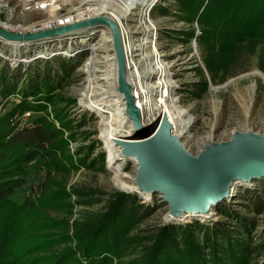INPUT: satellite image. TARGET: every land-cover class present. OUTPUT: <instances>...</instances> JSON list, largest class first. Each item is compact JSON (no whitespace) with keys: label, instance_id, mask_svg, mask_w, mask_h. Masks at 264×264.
<instances>
[{"label":"rangeland","instance_id":"1","mask_svg":"<svg viewBox=\"0 0 264 264\" xmlns=\"http://www.w3.org/2000/svg\"><path fill=\"white\" fill-rule=\"evenodd\" d=\"M0 3V19L3 22L8 20L9 26L14 28L9 33L37 34L90 21L81 28L38 40L19 41L5 38L4 42L0 41V90L3 88L1 79L4 74L7 79L17 78L19 83L18 93L9 97L0 94V114L10 111L19 102V89L27 87L31 73L40 77L47 75L57 85L55 93H58L53 104L49 106V111L53 114L62 109L67 116L66 120L73 121L71 131L65 134L66 137L72 133L75 135L70 141L69 152L77 164L79 159L90 156L87 157L86 163L91 166L79 164L77 168L54 176L71 194L69 202L72 207L71 213L67 210L53 211V217H66L73 224L77 219L104 211L112 195L118 191L125 192L135 195L145 206L143 210L151 209L135 232L143 230L150 234L163 224H187L194 219L200 220L201 223L213 224L222 219L234 227L238 225L241 234H245L251 247L250 264H264V177L235 185L236 192H233L232 184V195L211 206L208 213L214 212V215L205 213V217L182 219L185 212L176 216L169 213L170 207L162 192L155 191L149 196H144L140 192L121 188L138 186L139 165L135 162L124 163L122 177L109 167L102 131L109 118L111 119L113 107L109 109L108 106L114 104L118 98L113 96L112 91H108L111 90L110 86L114 80L115 62L118 65V87L114 92L125 98L126 96L120 90L119 61L113 30L106 21L98 17H109L116 22L117 15H124L129 10L125 0H85L84 3L82 0H0ZM49 3H55L57 8L53 10ZM145 3H148L147 6L136 4L131 8L132 11L128 13L126 20L120 24L116 23L121 46L123 47L122 38H129L130 42L128 44V41H125L126 49L129 47L127 58L124 47L123 54L125 76L131 85L133 96L135 95V102L136 98L141 100L143 95H138L137 85L130 82L133 75L147 76L142 82L148 89L158 87L163 82L169 83L166 78L176 80L179 86L176 87L171 102L180 106L191 120L189 133L181 143L195 156L200 155L206 145L230 141L238 131L264 134V78L261 75H264V44H259L253 53L245 47L240 48L236 62L227 70L228 74L219 72L214 75L206 67V51L199 42L202 34L200 25L197 21L190 22L183 18L186 13L181 3L176 0H145ZM102 5L110 9V16L100 14L98 19H90L87 16L89 10ZM143 10L144 14L141 15ZM68 16L75 20L67 25L54 24L60 23L61 19ZM45 23H48V26H43ZM51 23L54 26H49ZM120 25L128 26V30L135 33L125 36ZM29 28L32 30H27ZM41 28L43 30H40ZM94 28L100 30L98 34L91 33ZM75 31L78 32L74 34ZM103 31L110 34L106 36ZM193 31L195 36L189 37V33ZM20 43L22 45L18 46ZM98 46L100 49L96 52ZM92 56L95 57L91 60ZM157 65L163 69L162 72L156 69ZM17 82L12 81L10 84ZM87 86L91 87V96L87 101H82ZM102 97L108 98L100 100ZM72 99H75L74 103ZM156 99L151 97L152 101ZM139 105L136 104L140 108ZM101 111L106 113L102 114ZM145 111L149 114L147 109H140L143 125L150 124L159 117V113L154 112L152 118L155 119L151 121L148 114L144 116ZM35 116L38 115L28 111L18 115L17 121L21 127L28 126ZM144 117L148 120L145 121ZM128 119H131L129 114ZM134 133L136 136L135 124ZM89 146L93 149H89ZM102 153L104 160L101 162L99 156ZM43 164L44 160L41 158L30 163L28 182L17 190V199L22 201L40 194L41 186L47 181ZM220 211L224 215L220 214ZM243 224H246L247 228L243 227Z\"/></svg>","mask_w":264,"mask_h":264},{"label":"trees","instance_id":"2","mask_svg":"<svg viewBox=\"0 0 264 264\" xmlns=\"http://www.w3.org/2000/svg\"><path fill=\"white\" fill-rule=\"evenodd\" d=\"M176 1L186 13L183 18L200 25L199 42L214 75L228 74L240 48L253 53L264 44V0ZM8 79L2 75L4 97L18 93L19 83L11 85ZM29 79L27 87L19 89V102L0 114V264H250L245 234L222 219L213 224L198 219L163 224L150 234L135 232L151 209L143 210L136 196L125 192L112 195L104 211L73 224L66 217H53V211L71 213L72 207L71 194L54 176L79 164L91 166L86 163L90 156L77 164L68 150L75 135L65 134L73 121L66 120L62 109L49 111L58 96L52 78L31 73ZM28 111L38 116L21 127L17 117ZM38 158L44 160L47 181L38 196L20 201L16 192L27 184L29 165Z\"/></svg>","mask_w":264,"mask_h":264},{"label":"water","instance_id":"3","mask_svg":"<svg viewBox=\"0 0 264 264\" xmlns=\"http://www.w3.org/2000/svg\"><path fill=\"white\" fill-rule=\"evenodd\" d=\"M98 18L106 21L114 33L120 90L127 98L128 113L137 129L136 136L152 133L143 142L124 144L127 155L134 156L139 162V188L145 192H162L170 207L169 213L173 216L182 215L185 211L205 214L210 212L211 204L232 195L231 185L234 179L248 182L264 177V134L238 131L230 141L206 145L203 152L195 156L186 150L178 136L172 134V126L166 119L161 121L159 117L154 122L143 125L133 90L125 76L126 66L118 26L114 20ZM89 23L90 21H85L69 27L25 35L9 33L0 28V36L9 40H38L78 29Z\"/></svg>","mask_w":264,"mask_h":264},{"label":"bare ground","instance_id":"4","mask_svg":"<svg viewBox=\"0 0 264 264\" xmlns=\"http://www.w3.org/2000/svg\"><path fill=\"white\" fill-rule=\"evenodd\" d=\"M84 1L85 0H82L83 3H84ZM149 1H153V0H149ZM125 3H128L127 5L129 6L128 9L130 11L127 10L128 12L124 15H122V14L117 15L118 19H115L116 23L118 22L120 24L124 20H126V16L128 15V13H131V11H132L131 8L134 7L136 4L142 3V4H144V6H147V4H148V3H145V0H125ZM41 4H43V3H41ZM46 4H48V3H46ZM51 4L52 3H49V5H51ZM51 6H52L53 10L55 8H57L55 3H53V5H51ZM100 14H105L107 16H110V9H108L106 6L102 5L98 8L89 10L87 16L90 19H96L97 16H100ZM140 14L143 15L144 10L141 11ZM146 14L147 13H145V15ZM43 26H48V23H45V25H43ZM121 29L123 30V32L126 33V34L123 33L125 36L127 34H130V33H135L133 31H129L128 26L125 27L124 25H122ZM27 30H32V28H29ZM40 30H43V28H41ZM99 31H97V29L94 28L91 33L92 34H98ZM76 32H78V31H75L73 33L76 34ZM103 33H105L106 36L110 34L107 31H103ZM25 34H26V32L22 33L21 35H25ZM128 39L129 38H127V40H125L123 38L124 43H125V41L126 42L128 41V44H129L130 42ZM21 45H22L21 43L18 44V46H21ZM99 49H100V46L97 47L96 52H98ZM94 57L95 56H92L91 60ZM91 60H90V62H91ZM117 68H118L117 62H115L114 63V70H113L114 80L112 79L113 81H112V84L110 86L111 90H108V91H112L114 93L113 96H115V97L117 96L118 98L114 102V104H111L108 106L109 109L111 107H113V110H112V114H111V119L109 118V121L106 123L105 129L102 131V134H103L102 138L105 140V148L107 149V152H108L107 163H109V167L114 169V171L116 172V174L118 176L122 177V172L124 171L123 168H124L125 162L132 161V162H135L137 165H139V162H137V160L134 156L129 157L127 155V149L125 148L124 144L125 143L130 144V143H135V142H143L146 139H148L152 133L145 134V136H139V137L135 136L134 124H133L134 121L132 122L131 119H128V114L130 116V113H128L127 98L123 97L122 95H120L117 92H114L117 90V87H118L117 86V84H118L117 83V79H118ZM261 75L264 78V75L263 74H261ZM143 78H147V76L139 77V76L133 75L132 77H130V82L135 83L137 85L136 89L138 90V92H137L138 95H143V93H144V95L142 96V98L139 102V104H141L140 108H142V109L145 108V109H147V111H149V114H148V112L146 113V111H145L146 114L144 116H146L148 114V116L150 118L149 120L153 121L155 118H152V116H153L152 113H154V112L159 113V117L161 118V121L163 119L164 120L166 119L167 122L172 126V129H171L172 134L178 136L181 140H184L186 138V136L188 135V133H189L188 131L191 127V120H189V118L187 117V113L180 106H178L177 104H174L175 102L173 103V101L171 102V100L169 101L168 99H164L163 96L158 97V99L152 101L151 98L149 97L152 93L150 90H152L153 92H157L158 90H156V89L158 87L153 86L152 88L148 89L149 87H147L143 84V82H144ZM149 79L150 78H148V81H149ZM90 88H91L90 86L86 87L84 99L82 101H87L89 96H91ZM104 98H108V97H102V98H100V100H102ZM143 98H145L144 102H143ZM140 108L138 107L139 110H140ZM101 113L102 114L106 113V111H101ZM158 118H156V119H158ZM143 119L145 121L148 120L145 117ZM242 182H244V181L241 179H234L233 180V182H232V184H233L232 188H234L233 192H236V190H237L235 185L240 184ZM121 188L128 190V191L140 192L144 196H149L150 193H152V192H147V191L145 192L141 188H139L138 186H132V187L122 186ZM212 205L213 204H211V206ZM214 205H217V203ZM203 214H204L203 212L195 213L192 211L191 212L185 211V214H184V216H182V219H188L191 217H205ZM208 215L212 216V215H214V212H212L210 214L208 213Z\"/></svg>","mask_w":264,"mask_h":264},{"label":"built area","instance_id":"5","mask_svg":"<svg viewBox=\"0 0 264 264\" xmlns=\"http://www.w3.org/2000/svg\"><path fill=\"white\" fill-rule=\"evenodd\" d=\"M0 6H1V3H0ZM2 11V9H1V7H0V12ZM75 19L74 18H71V17H67V18H65V19H61V21H60V23H58V22H56V23H54V24H56V25H59V26H61V25H67V24H69L70 22H72V21H74ZM9 21L8 20H5V22H3L1 19H0V27H2L3 29H5L6 31H11L12 29H14V28H11V26H9V23H8ZM54 24L53 23H51L49 26H51V25H53L54 26ZM157 32V31H156ZM5 40V38H3L2 36H0V41H2V42H4V40ZM122 43H123V47H124V52H125V55H126V58H127V49H126V47H125V43H124V40H123V38H122ZM161 60H163L162 59V57H159ZM127 61H128V59H127ZM165 62V61H164ZM132 65V64H131ZM128 66H129V68H130V64H128ZM168 68L169 67H167V70H168ZM131 69V68H130ZM156 69H158V71L159 72H162L163 71V69L162 68H160V65H157L156 66ZM165 70V69H164ZM159 77V76H158ZM166 78V77H165ZM164 79V78H163ZM167 79V81L169 82L168 84L167 83H163V84H160L159 86H158V88H157V90H158V92L156 93V92H152L151 93V95L149 96L150 98L151 97H153L154 96V98L156 99H158V97H161V96H163V98L164 99H168L169 101L172 99V96L175 94V91H176V87H178L179 86V84H177V82H176V80H170V79H168V78H166ZM165 80V79H164ZM163 80V81H164ZM144 95V94H143ZM137 100H136V104L137 105H139V100H140V98H136ZM145 98H143V102L145 101L144 100ZM141 105V104H140ZM139 105V106H140ZM141 110H143L142 108H140Z\"/></svg>","mask_w":264,"mask_h":264}]
</instances>
